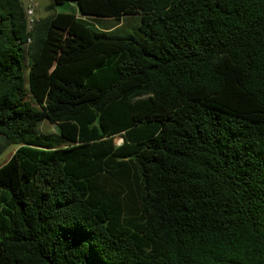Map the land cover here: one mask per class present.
<instances>
[{"label":"trees","instance_id":"trees-1","mask_svg":"<svg viewBox=\"0 0 264 264\" xmlns=\"http://www.w3.org/2000/svg\"><path fill=\"white\" fill-rule=\"evenodd\" d=\"M47 9L0 0V264H264V0Z\"/></svg>","mask_w":264,"mask_h":264},{"label":"rangeland","instance_id":"rangeland-1","mask_svg":"<svg viewBox=\"0 0 264 264\" xmlns=\"http://www.w3.org/2000/svg\"><path fill=\"white\" fill-rule=\"evenodd\" d=\"M26 9L28 6L32 9V22L29 23V28L33 25L35 20L43 19L52 14V12L48 11L49 0H20ZM70 9L66 7H58L56 9V13H69ZM140 24V17L139 16H128L123 17L119 22L115 21H102L98 23L99 27L102 28H118L123 31L127 30L128 32H132L136 26ZM55 36L53 37L54 40ZM63 43H67L68 35L63 33L61 37ZM67 45V44H65ZM40 132L42 133H53L55 132V128L50 125L48 122H44L40 126ZM116 145L121 143V138L116 137L114 139ZM16 151V147L13 145H7L0 137V167L5 164L13 153Z\"/></svg>","mask_w":264,"mask_h":264},{"label":"built area","instance_id":"built-area-1","mask_svg":"<svg viewBox=\"0 0 264 264\" xmlns=\"http://www.w3.org/2000/svg\"><path fill=\"white\" fill-rule=\"evenodd\" d=\"M25 10H26V16H27V21H28V25H29V23L32 22L31 16H32L33 12H32L31 7H29V6Z\"/></svg>","mask_w":264,"mask_h":264},{"label":"water","instance_id":"water-1","mask_svg":"<svg viewBox=\"0 0 264 264\" xmlns=\"http://www.w3.org/2000/svg\"><path fill=\"white\" fill-rule=\"evenodd\" d=\"M123 140H122V138H121V142H122Z\"/></svg>","mask_w":264,"mask_h":264}]
</instances>
